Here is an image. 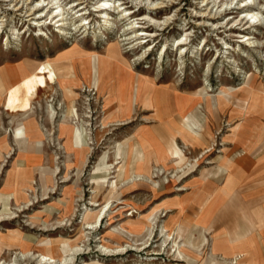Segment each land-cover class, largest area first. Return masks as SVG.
I'll list each match as a JSON object with an SVG mask.
<instances>
[{
    "label": "rangeland",
    "instance_id": "obj_1",
    "mask_svg": "<svg viewBox=\"0 0 264 264\" xmlns=\"http://www.w3.org/2000/svg\"><path fill=\"white\" fill-rule=\"evenodd\" d=\"M102 1L62 0L59 27L52 0H0V264H264L215 258L167 207L264 159V0H112L110 20Z\"/></svg>",
    "mask_w": 264,
    "mask_h": 264
},
{
    "label": "crops",
    "instance_id": "obj_2",
    "mask_svg": "<svg viewBox=\"0 0 264 264\" xmlns=\"http://www.w3.org/2000/svg\"><path fill=\"white\" fill-rule=\"evenodd\" d=\"M12 81L13 77L6 78L4 84L11 85ZM158 138L161 142L158 143L165 148L164 141ZM241 143L243 147L246 143L250 151L258 144L254 139L246 142L242 139ZM194 145L198 148L205 146L198 142ZM236 145L238 148L239 144ZM246 159V156H243L224 161L222 170L227 173L224 186L213 180L208 181L193 190L189 196L167 203L173 213L170 220L172 225L179 227L187 220L190 221V230L206 228L207 232L213 235L211 252L215 258H230L242 254V259L248 260L252 256L257 261L264 255V234L260 231L264 229V189L253 187L255 181L264 178V159L250 162L251 166L244 164ZM164 202L165 200L161 204ZM250 227H253V231L245 238L231 240L232 233L242 232ZM180 229L182 237H189L187 233L190 232L186 228L181 226Z\"/></svg>",
    "mask_w": 264,
    "mask_h": 264
},
{
    "label": "bare ground",
    "instance_id": "obj_3",
    "mask_svg": "<svg viewBox=\"0 0 264 264\" xmlns=\"http://www.w3.org/2000/svg\"><path fill=\"white\" fill-rule=\"evenodd\" d=\"M46 1L47 0H44V5L46 4ZM61 1L62 0H52V2H50V3H48V4H46V6H49L50 4H52L53 3V5H51L52 7L53 6H55L54 8H53V10H56V13H55V15H53L54 17H58L57 19H58V21L57 22H59V27H63V26H65L66 25V23H67V20H68V18H67V11L65 10V8H63L62 7V4H61ZM204 2H205V0H203ZM41 2V1H40ZM113 1L112 0H103L102 2H101V5L99 6V9L97 10V12H100V15H101V17H104V18H106L107 20H110V19H113L111 16H110V13L108 12L109 11V9H111V8H113V9H116V5H115V3H112ZM125 3H123V2H121L120 1V4H119V6H122V5H124ZM75 5H77V6H79V5H81V6H83L84 5V3H79V4H75ZM43 6V5H42ZM45 6V7H46ZM76 6V7H77ZM86 8H84V7H82L81 8V10L80 11H83V10H85ZM152 10V9H151ZM154 10V9H153ZM17 11H18V9H17ZM124 11H125V13H128L129 15H131V13H132V11L131 10H126V9H124ZM39 13L40 15H39V17L38 18H31L30 20H33L34 21V24L33 25H35V26H39V27H43L45 24H42V18L43 17H45V16H47L49 13H50V10L48 11V13L47 14H45V11H44V8H43V10H41L40 11V9L39 10H36L34 13H30L29 14V17H31L32 15H34L35 13ZM87 13H82L81 14V16H83V15H86ZM251 16V18L252 19H258L259 17V15H258V13H256L255 12V10L254 11H251V12H249L248 14H247V16ZM1 17V16H0ZM141 19V18H140ZM5 20L4 19H1L0 20V23H2L3 24V22H4ZM82 22L81 23H83V24H80V26H85L86 25V19L85 18H83L82 20H81ZM132 25V24H131ZM0 29H2V26H0ZM41 30H43V29H41ZM136 32V31H135ZM148 31H145V30H141L140 31V36H143V35H147V34H149V33H147ZM134 33V32H133ZM130 33H126L125 35H126V37H127V35H129ZM138 35V36H139ZM248 38V40H250V39H252V38H250V36H248V35H246ZM148 37V36H147ZM127 40H131V38L129 37V38H126ZM137 39H141V38H137ZM185 40H187V39H185ZM132 43V42H131ZM185 43L183 42V41H179V48L181 49V50H183V49H185L186 47H185ZM94 85H96V81H94ZM132 86H133V83H131V82H121L120 83V85H119V97H118V106H120V104L119 103H122V102H127L126 103V108H127V110L129 111V112H132L133 111V93H132ZM128 87H130L131 89H130V92H129V95H128ZM29 90H30V88H29ZM28 90V91H29ZM30 92V91H29ZM25 98V97H24ZM27 101V100H26ZM28 102V101H27ZM23 104L24 103H22V107H23ZM20 108V107H19ZM52 109V108H51ZM14 111V110H13ZM53 111V110H52ZM54 113H52V118H54L55 117V111H53ZM77 114V113H76ZM129 115H130V113H129ZM128 115V116H129ZM85 118L86 119H89V118H91V116L90 115H87V116H85ZM54 120V119H53ZM87 121V120H86ZM82 142V131L79 129V128H77L76 130H75V143L76 144H80ZM138 153L140 154H142V150H138ZM105 219V218H104ZM263 230V229H262ZM47 257V255H44L43 256V258L45 259ZM46 259H48V258H46ZM50 259H52V257H50ZM48 261H50V260H48Z\"/></svg>",
    "mask_w": 264,
    "mask_h": 264
}]
</instances>
